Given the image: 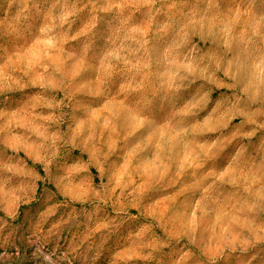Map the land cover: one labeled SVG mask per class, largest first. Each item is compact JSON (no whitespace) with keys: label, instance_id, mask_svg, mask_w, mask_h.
Masks as SVG:
<instances>
[{"label":"clouds","instance_id":"1","mask_svg":"<svg viewBox=\"0 0 264 264\" xmlns=\"http://www.w3.org/2000/svg\"><path fill=\"white\" fill-rule=\"evenodd\" d=\"M0 250L264 264V0H0Z\"/></svg>","mask_w":264,"mask_h":264},{"label":"rangeland","instance_id":"2","mask_svg":"<svg viewBox=\"0 0 264 264\" xmlns=\"http://www.w3.org/2000/svg\"><path fill=\"white\" fill-rule=\"evenodd\" d=\"M87 171L90 172V173L92 172L91 169H88ZM79 183H80V186H81L79 189H74L73 187H69L67 189V192H68L69 195H80L82 190H83V186L88 183V177L84 176V178L81 181H79ZM38 191H39V189H38ZM58 199H62V198H58ZM26 248H27V245L22 243L21 246H20L21 255L25 254ZM0 251H2V250H0ZM8 254L9 255L13 254V251L9 250ZM0 264H10V262H8L6 260H0Z\"/></svg>","mask_w":264,"mask_h":264}]
</instances>
